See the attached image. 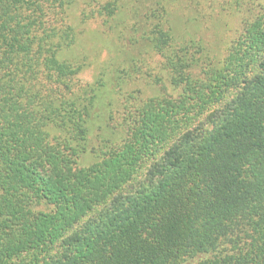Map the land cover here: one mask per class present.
I'll list each match as a JSON object with an SVG mask.
<instances>
[{"label": "trees", "instance_id": "16d2710c", "mask_svg": "<svg viewBox=\"0 0 264 264\" xmlns=\"http://www.w3.org/2000/svg\"><path fill=\"white\" fill-rule=\"evenodd\" d=\"M180 2L82 0L116 40L83 84L77 0H0V264H264V0H231L222 55Z\"/></svg>", "mask_w": 264, "mask_h": 264}, {"label": "rangeland", "instance_id": "374dc122", "mask_svg": "<svg viewBox=\"0 0 264 264\" xmlns=\"http://www.w3.org/2000/svg\"><path fill=\"white\" fill-rule=\"evenodd\" d=\"M77 2L78 5L72 7L68 16L76 34V44L62 56L83 62L84 67L78 78L83 84H90L113 58L116 40L112 35L101 34L97 20L82 24V0ZM180 3L171 9L175 36L179 40H187L189 36L202 41L215 55H222L239 32L240 9L236 13L231 0H181ZM160 63L157 57L148 60L143 75L129 82L125 91H136L142 99L154 97L157 89L151 80L159 73Z\"/></svg>", "mask_w": 264, "mask_h": 264}]
</instances>
